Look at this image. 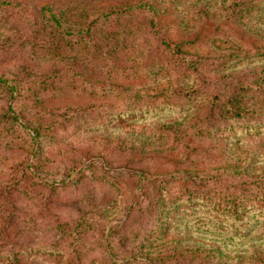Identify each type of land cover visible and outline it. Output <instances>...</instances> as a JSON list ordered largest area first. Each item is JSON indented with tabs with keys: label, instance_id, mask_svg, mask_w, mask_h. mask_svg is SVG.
Here are the masks:
<instances>
[{
	"label": "rangeland",
	"instance_id": "obj_1",
	"mask_svg": "<svg viewBox=\"0 0 264 264\" xmlns=\"http://www.w3.org/2000/svg\"><path fill=\"white\" fill-rule=\"evenodd\" d=\"M0 80V264H264V0H0Z\"/></svg>",
	"mask_w": 264,
	"mask_h": 264
},
{
	"label": "trees",
	"instance_id": "obj_2",
	"mask_svg": "<svg viewBox=\"0 0 264 264\" xmlns=\"http://www.w3.org/2000/svg\"><path fill=\"white\" fill-rule=\"evenodd\" d=\"M51 14H53V13H51ZM104 15V14H103ZM54 17V15H52V18ZM1 81V80H0Z\"/></svg>",
	"mask_w": 264,
	"mask_h": 264
}]
</instances>
